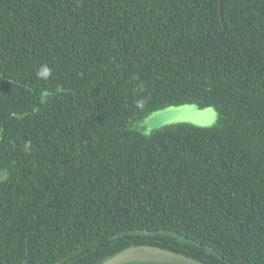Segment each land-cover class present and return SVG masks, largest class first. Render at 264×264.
Instances as JSON below:
<instances>
[{
  "label": "trees",
  "instance_id": "16d2710c",
  "mask_svg": "<svg viewBox=\"0 0 264 264\" xmlns=\"http://www.w3.org/2000/svg\"><path fill=\"white\" fill-rule=\"evenodd\" d=\"M139 245L264 264V0H0V264Z\"/></svg>",
  "mask_w": 264,
  "mask_h": 264
},
{
  "label": "rangeland",
  "instance_id": "374dc122",
  "mask_svg": "<svg viewBox=\"0 0 264 264\" xmlns=\"http://www.w3.org/2000/svg\"><path fill=\"white\" fill-rule=\"evenodd\" d=\"M171 107L152 112L143 122L132 124V126L150 135L154 131L177 125L210 128L217 125L219 121V112L215 106L200 107L197 104H185Z\"/></svg>",
  "mask_w": 264,
  "mask_h": 264
},
{
  "label": "water",
  "instance_id": "95a60500",
  "mask_svg": "<svg viewBox=\"0 0 264 264\" xmlns=\"http://www.w3.org/2000/svg\"><path fill=\"white\" fill-rule=\"evenodd\" d=\"M175 109H177V107ZM137 262L168 264H203L182 254L148 245L130 247L116 254L115 256L107 259L102 264H130Z\"/></svg>",
  "mask_w": 264,
  "mask_h": 264
},
{
  "label": "clouds",
  "instance_id": "9594fccd",
  "mask_svg": "<svg viewBox=\"0 0 264 264\" xmlns=\"http://www.w3.org/2000/svg\"><path fill=\"white\" fill-rule=\"evenodd\" d=\"M51 75V69L45 64L41 65L40 69L37 72L38 78L47 79Z\"/></svg>",
  "mask_w": 264,
  "mask_h": 264
}]
</instances>
